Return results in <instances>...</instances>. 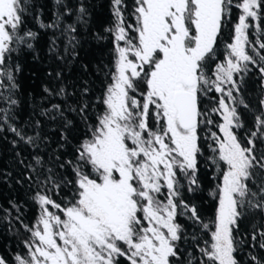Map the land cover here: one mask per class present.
<instances>
[{
  "label": "snow or ice",
  "instance_id": "obj_1",
  "mask_svg": "<svg viewBox=\"0 0 264 264\" xmlns=\"http://www.w3.org/2000/svg\"><path fill=\"white\" fill-rule=\"evenodd\" d=\"M29 2L0 0V130L7 125L19 141L38 148L39 131L28 135L13 123L17 85L13 70L4 67L17 50L14 45L32 47L28 40L36 33L21 32ZM55 3L63 11L41 27L60 28L64 17L72 15L64 0ZM112 3L115 25L109 31L115 41V71L100 98L103 111L77 147L75 163L68 162L75 175L66 181L72 186V199L61 205L37 193L40 218L38 226L29 229L34 240L26 242L27 256L17 255L15 260L17 264H119L123 257L128 264H179L182 228L176 218L190 213V219L209 235L202 246L196 241L197 264H239L236 253L243 243L237 238L239 221L245 212L264 213V147L258 146V142L264 145V113L255 117L254 130L242 144L235 131L243 127L236 104L248 105L233 95L234 91L239 95L234 76L248 73L252 65L264 79V40L260 35L255 42L249 39L253 26L264 35V0H134V23L125 21L124 0ZM234 8L240 14L232 41L209 76V61ZM85 13L81 4L77 19ZM63 31L71 43L75 26L67 24ZM213 91L219 94L218 106L210 112L201 109V97ZM260 105L264 108V98ZM53 108L59 111V105ZM212 113L222 119L215 125L219 134L210 131L207 137L219 183L212 193L217 201L214 218L205 223L195 206L178 201L182 187L178 177L183 175L188 190H194L202 154L199 133L201 125H213ZM39 126L37 121L35 127ZM33 159L35 167H29L35 171L42 158ZM181 206L184 212L178 211ZM251 240L264 249V230L253 232ZM249 259L251 264H264V258L255 254ZM0 264L7 262L0 257Z\"/></svg>",
  "mask_w": 264,
  "mask_h": 264
},
{
  "label": "trees",
  "instance_id": "obj_2",
  "mask_svg": "<svg viewBox=\"0 0 264 264\" xmlns=\"http://www.w3.org/2000/svg\"><path fill=\"white\" fill-rule=\"evenodd\" d=\"M124 3L125 21L134 23L131 15L134 0H124ZM64 4L72 8V15L64 17L60 28L52 29L41 27V23H51L55 14L63 11V6H57L55 0H30L21 32L36 33L34 39L28 40L32 47L14 45L17 50L11 53L4 65L13 70L17 85L14 98L18 100V105L13 123L23 127L28 135L39 131L41 136L39 147L33 148L19 141L7 130V125L0 130V257L7 264H17V255L27 256L26 242L34 240L29 229L36 227L40 217L37 193L46 194L61 205H67L72 199V186L66 181L74 180L75 175L72 164L68 162L75 163L77 147L90 135V128L103 111L100 98L112 82L115 71V41L109 31L115 25L112 0H64ZM81 4L86 13L82 20H78ZM239 14L234 8L230 22L222 29L215 56L209 61V76L215 64L224 60L226 44L232 41L233 25ZM67 24H73L76 29L71 33V43L69 35L63 31ZM261 29L264 32V20ZM258 35L264 40V35L256 33L254 26L249 29L251 41L255 42ZM248 51L253 54L250 48ZM249 68L248 73L234 76L239 85V95L233 92L237 100L242 99L248 105L246 108L243 104H236L243 127L235 131L245 145L254 130L255 117L264 113L260 105V100L264 98V79L258 68L252 65ZM61 88L63 93H60ZM218 98L219 94L214 91L202 96L201 109L210 112L218 106ZM53 105H59V111ZM85 105L87 107L81 113ZM210 118L214 121L213 125H201L199 133L202 154L198 156L197 184L192 186L194 190H188V180L183 175L178 177L182 185L178 201L182 199L190 207L195 206L205 223L214 218L217 201L212 193L219 183V173L209 159L212 152L208 145L212 141L207 137L210 131L219 134L215 125L222 122L216 113H212ZM37 121L40 122L39 129L35 127ZM13 141H16L15 145ZM258 146L264 147L259 142ZM37 155L42 158V165L34 171L29 165L35 167L33 157ZM49 176L51 181L47 180ZM52 181L60 188L57 189ZM49 208L56 212L51 206ZM178 211L184 212L183 207H179ZM190 215L186 213L176 218L182 228V239L178 242L179 264H188L192 257L197 258L193 261L197 264L200 253L196 241L202 246L209 239L206 231L190 219ZM258 230H264V213L245 212L237 233V238L243 241L236 253L239 264H251V254L264 258V249L259 248L258 242L254 246L251 240L253 232ZM119 264H128V261L121 257Z\"/></svg>",
  "mask_w": 264,
  "mask_h": 264
},
{
  "label": "rangeland",
  "instance_id": "obj_3",
  "mask_svg": "<svg viewBox=\"0 0 264 264\" xmlns=\"http://www.w3.org/2000/svg\"><path fill=\"white\" fill-rule=\"evenodd\" d=\"M49 210H50V211H52L50 208H49ZM39 218H40V217H39ZM38 221H39V220H38ZM37 226H38V222H37V225H36V227H37ZM39 227H41V228H42V226H39Z\"/></svg>",
  "mask_w": 264,
  "mask_h": 264
}]
</instances>
